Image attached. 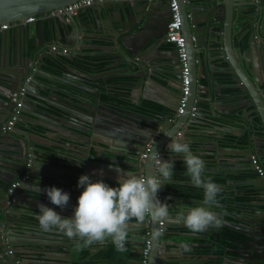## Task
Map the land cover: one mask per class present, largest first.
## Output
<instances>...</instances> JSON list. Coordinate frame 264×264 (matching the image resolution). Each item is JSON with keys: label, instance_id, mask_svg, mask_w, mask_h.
Returning <instances> with one entry per match:
<instances>
[{"label": "water", "instance_id": "1", "mask_svg": "<svg viewBox=\"0 0 264 264\" xmlns=\"http://www.w3.org/2000/svg\"><path fill=\"white\" fill-rule=\"evenodd\" d=\"M74 1L76 0H0V25H8L5 30H0V74L9 79L8 84L3 87L10 91L8 94H1L0 92L2 101L9 106L8 112L3 111L0 114V255H3V258H5L4 264H15L13 259L19 258L22 250L29 248H31V252H25L26 256L24 255V258L37 259L38 262L36 264H71L72 251H74L71 245L75 244L73 240L67 239L56 230L54 232L55 235L61 238H56V241L59 243L55 245L56 247L50 249L57 253L61 252L65 256L59 258L54 255L49 256L47 254L49 245L46 242L29 238L21 231L25 227L26 222L21 220L22 215L20 214L21 212H18L19 209L38 210L35 205L44 204L55 210L54 205L47 197H39L34 195V193H23L22 191L30 183L33 192L45 195V190L38 189L37 185H41L42 183L38 182V179H44L48 173L46 170L34 172V164L38 162L45 163L38 159L39 153L36 152L37 145L32 141L29 142L32 133L37 132L33 130L37 125V121L29 118L22 120L28 132L21 129L19 120H21V115H24V111H33L40 107L52 110L64 119V123H66L65 127L69 128L70 133L78 136V141L81 142L80 150L82 157L78 161L79 166L75 170H72L74 179L70 183H65L71 189L70 192L78 191V195L74 197L69 193L71 200H69L68 206L64 209L55 205V211L62 217H71L73 215V208L77 204V197L82 191V188L77 186L79 175H89L93 181L102 179L109 186L116 187L118 184L115 175H122L127 172L136 174L137 176L151 174L153 171V155L155 153L161 155L162 150L167 152L170 137L175 138L184 125L189 129V127L198 121L205 120L206 114L212 111L211 107H213L215 113L212 116L213 119L215 120L218 116L221 117L223 121L216 123L225 127V131L230 126H234L230 124L232 122L231 116L235 111L234 109L230 111L227 108L220 109L222 101L219 98L220 96L216 99L213 97L209 99L208 97L207 105L210 108L198 107L202 113L196 112L194 115L191 114V107L194 104L193 100L195 97L200 95L202 91L204 94L207 93L206 90L202 89V79L208 78L207 76H201L203 62L195 43L192 44L193 50L188 51L186 48L190 70V90L183 112L178 116H173L167 110L162 113L153 111L151 115L145 112L130 111V105L135 109L144 108L139 95H134L136 88L139 87L145 92L144 83L155 82L152 76L156 75L158 69L154 67V63L151 61L153 57L151 52L154 51L156 43L166 32L168 17L163 15V18L157 21L154 28L156 30V39H154L153 43H149L146 33H148L147 30L153 21V18L145 15V12L151 6L149 0L141 1L139 6L141 16L133 18V21L132 17L125 16L128 4L125 0H103L97 2L88 8L77 10L75 14L78 17L76 18L73 17L74 14L69 13L49 14L51 11L63 8ZM177 4L179 6L180 1L178 2L177 0ZM164 6L168 8V3H165ZM218 7H220V4L214 7L207 4L204 7L207 23H210L212 20L220 21V18L215 17ZM224 7L227 16L222 28L228 27L229 22L227 21V17L229 16V28L232 29V25H234V28L238 26L237 29L240 32L236 40L238 55L247 57L250 55L251 59L250 63L243 59L240 60L245 63L246 74L244 75L246 77L247 74L248 76L250 75L248 80L251 82L253 88L249 87L245 78L237 73L233 67L234 65L225 58L226 53L222 51L219 53V58L222 59L221 64L226 65L225 69L223 68L224 71L222 70L224 73L223 78L230 86L232 83H239V91L235 92H238V96L244 104L242 113H239L238 116L245 121V125L240 130L245 134L246 148L243 150L246 157L244 160L248 166L246 175L249 177L256 176L260 183L257 187L255 186V195H252L244 203L248 207L247 210L251 214L250 217L252 219L246 220L242 218L241 223L237 225L240 234L244 236L246 241H243L240 237L230 236L220 239L227 241V246L225 247L227 253L240 255L239 259L233 258L231 261H227V264H245L246 261L248 264L249 260L252 261L250 264H264V176L258 175V172L251 165L250 159L252 155L251 144L258 147L254 149L257 155L259 153L264 154V103H262L264 94L256 90V88L264 89V0H247V2L240 4L238 11L233 10L230 12V8L225 3ZM85 10H88L87 15L80 16ZM32 16L36 17L34 22L29 23L25 21V19ZM77 18L79 20L87 19L90 21V24L92 19L98 18L100 20L98 25L111 24L113 26L114 31L109 32L108 38L118 51L116 56L119 62L126 61L127 68L125 73H119L116 76H109L108 78L103 77L102 79L93 77L96 81L94 84H90L87 82L88 77L85 74H50L46 72L45 66L47 67V64L44 62L43 56L41 57L42 63L40 65H28L31 61V55L34 52L40 53L41 51L39 50L43 47L41 43L44 41V35L41 30L43 29L44 21L47 22L50 29L52 37L50 43L56 49L55 52L48 53L53 60L60 53L59 49H62L66 44L70 45L72 37L79 32L80 27L83 25L82 22L77 21ZM234 18L236 19V23L232 24ZM211 28L213 29V26ZM63 32L66 34V39L70 42L66 43L64 41ZM29 39L36 40L33 45L37 47L38 51H29ZM171 52L172 54H169L168 57V67L164 64L158 72L179 80L181 64L176 50L173 49ZM73 53L68 52L67 54L73 55ZM72 57L70 56L69 58ZM196 60L200 61L201 66L195 63ZM113 61L112 59V63ZM119 62H116V65ZM66 66L63 65L64 69L67 70ZM208 68L210 76L213 79L214 74L212 73V69L210 66ZM252 73L262 80L260 85H258L259 82L251 75ZM112 77L124 79L119 82L117 81L115 84L117 88H113L112 84L108 83ZM27 78L29 81L25 83ZM120 86H124L123 89H119ZM191 86L195 87V93L194 99L191 96L190 102ZM21 87H24L26 94L23 99V107L17 113L18 119L15 121L13 128L17 129L22 135L26 133L25 137L16 136L14 130L4 131L3 129L15 109V104L10 101V93ZM46 90L48 94H44ZM176 90L179 92L178 86ZM117 91L123 94L126 93L128 96L124 97L122 95L121 97L110 94V92ZM144 94L141 97L142 100L145 98ZM54 95L58 97V100L55 104H52ZM227 95L224 97L226 100L224 103L232 100V94ZM128 101H130V105ZM175 103L174 108L166 104L164 106L176 110L178 99ZM25 107L26 110H23ZM29 107L32 108L30 109ZM33 116L35 119L36 115ZM131 117L142 119L146 123L140 124ZM175 117L174 124L167 126L169 129L166 133L167 135L163 138L156 136L159 129L166 127V125L162 124L163 121L167 120L170 122ZM187 133L186 130L182 135L184 141L187 139ZM44 134H41V136ZM215 135L221 137L219 133ZM256 141H258V144ZM148 143L151 145L150 151L144 161H141L139 156ZM160 157L162 159V156ZM27 159H31L32 162L31 167L28 168L27 179L23 182L21 188H17L16 193H7L9 185L25 172ZM87 160L95 163L94 169L91 172ZM115 167L119 169H114ZM142 167L143 171L141 170ZM78 168H82V173H79ZM262 168L264 169V164ZM21 194H23L22 197L25 202L21 201ZM244 195L248 196L250 192L244 190L242 196ZM63 211H67V214H64ZM13 218H16L17 222L10 225V228L19 229L16 234L9 233L4 228V225L8 221L13 220ZM167 218H171V216L169 215ZM220 220L221 225L219 227H211L204 234H190L203 237H207L208 235L215 236V232L223 229L222 224L224 221H222V218ZM162 221V225L159 226V221L151 220V249L146 264H165L160 259L163 250L161 239L175 232L169 229L168 221ZM228 223L231 224L230 222ZM140 226L139 231H141V235L138 238V242H133L131 239L128 240L130 242V249L136 255L139 254V258L128 259V263L142 264L140 255L146 236L143 232L144 223L140 224ZM160 228L161 231H159ZM10 237L17 238L11 241ZM228 242L233 244V246H230ZM189 245L191 246V251L195 252L191 258H197V261H199L205 254L197 253L196 250L202 252V249L198 248L196 244L190 243ZM209 245L212 244L209 243ZM7 248L12 251L11 254L5 252ZM29 255L30 257H28ZM215 263L220 264V260L215 261ZM19 264L23 263L20 262ZM199 264L201 263L199 262Z\"/></svg>", "mask_w": 264, "mask_h": 264}, {"label": "crops", "instance_id": "2", "mask_svg": "<svg viewBox=\"0 0 264 264\" xmlns=\"http://www.w3.org/2000/svg\"><path fill=\"white\" fill-rule=\"evenodd\" d=\"M125 1L128 3L125 16L128 15L129 17H132V21L133 18H139L141 16V10L139 9V6L142 0ZM149 1L151 6L149 9H147L145 15L153 18V21L149 26L147 30L148 33H146V35H148L147 39L149 40V43H153L154 39H156V30L154 29L155 24L159 19L163 18V15L169 18V8L164 6L165 3H167L165 0ZM179 1L180 5L178 6V8L181 20V32L185 38L186 48L188 51L193 50L192 44L195 43V46L200 52V58L203 62V71L201 76L208 77L207 79H202V89L207 91L206 94H204V92L202 91L201 94L197 95L194 99L195 87L193 88V86H191L189 100L191 102V96L194 99V104L191 108H195L194 111L198 113L200 112L198 107L210 108L209 105H207L208 97L209 99L210 97L216 99L220 96L219 98L222 99V101L219 108H227L230 111L234 109L235 113L231 116L232 122L230 124L234 126H230L228 130L225 131V127L217 124L218 122L223 121L222 118L218 116L217 118H215V120L213 119L212 116L215 115V113L213 107H211L212 111L209 114H206L205 120L203 119L200 122L198 121L197 123L193 124V126L189 127V129H187V126L184 125L181 131L177 133L175 137L182 136L183 133L187 130V139H185V141H190V148L193 153L199 155L205 161L204 176L210 177L216 184L220 185L222 188L220 195L223 199L221 201H218L219 207H213L212 210L214 212H217L219 218H222V221H224L222 227L230 228L234 231L239 232L237 225L241 223L242 218L246 220H251L252 218L250 217L251 214L247 210L248 207L244 205L243 202L237 201L235 197L242 196V192L244 190L250 192V197L252 195H255V186L257 187L260 182L258 178H256V176L249 177L248 175H246V169L248 168V166L244 160L246 159V157L244 156L243 150L244 148H246V142L241 140L245 138V134L240 130V128L245 125V121L238 116L239 113H242L244 104L241 98L238 96V92H235L239 91V83H232V85L230 86L227 84L228 82L223 78V68L225 69L226 65L221 64L222 59L219 58V53L220 51L226 53L225 58L234 65L233 67L236 72L245 78L246 83L249 85V87L253 88L251 82L248 80L250 75L248 76L247 74V77L244 75L246 74L245 63L240 60L243 59L244 61H248V63H250V55H248V57L238 55L236 49V40L240 35V32L237 29L238 26L234 28V25H232V29H230V18L228 16V27L222 28L227 16L224 3L227 7L230 8L231 12L233 10L238 11L240 4L247 2V0H178V2ZM207 4H210L211 7L220 4V7H218L215 13V17L220 18V21L212 20L210 21V23L206 22V11L204 7ZM87 13L88 10H85L82 14H80V16H85L87 15ZM73 17L76 18L78 16L77 14H74ZM77 21L83 23V25L79 29V32L72 37L71 42L66 39V34H64L63 32V38L65 37L64 41L66 43L70 42V45L66 44L62 49H59L60 53H58L56 59L53 58V60L48 53L55 52L56 49L55 46L51 45L50 43L52 39L50 29L47 22L44 21L43 29L41 30L42 34L44 35V41L41 43L43 47L39 50L41 51L40 53L34 52L31 55V61L28 65H40L42 63L41 57L43 56V60L47 64V67L45 66L46 72L50 74H85L88 77L87 82H89L90 84H94V82L96 81L95 79H93V77L102 79L103 77L108 78L109 76H116L119 73H125L127 68L126 61L119 62L118 57L116 56L118 51L116 47L112 45V41L108 38L109 32L114 31L113 26L111 24L98 25L100 22L98 18L92 19L91 24L87 19L79 20V18H77ZM235 23L236 19L234 18V22L232 24ZM212 26L213 29L211 28ZM33 38H35V36H33ZM35 41V39H29V51L37 50V47L33 45ZM206 48L208 51L206 50ZM173 49H175L174 45L168 43L165 40L164 34V36L156 43V48L154 49V51L151 52L153 56L151 58V61L152 63H154V67H156L158 70H160L164 64L166 67H168V57L169 54H172L171 51ZM68 52L74 53L73 55H68ZM68 56L73 57L69 58ZM112 59L114 60L113 63ZM116 62H119L118 65H116ZM195 63L201 66V63L198 60H196ZM63 65H67V70L64 69ZM209 66L212 69V73L214 74L213 79L210 76V71L208 68ZM158 70L156 71V75L152 76V79L155 80V82H150L149 84L144 83V88H146L145 92L137 87L134 95H139L141 102L155 103L158 106L162 107V109L169 111L171 115L175 116V110L165 107L164 104L173 108L175 107V102H177L179 95V92L176 90L177 80L169 75L161 74V72H158ZM250 70L252 71V69ZM251 75H253L257 82H259L258 85L262 83V80L257 77L256 74L252 73ZM89 76H91L92 78ZM121 79L123 80L124 78ZM8 82L9 79L0 74V85H2L0 86L1 94H8L10 92L3 87L7 85ZM112 84L115 85L116 82ZM256 90H259L264 94V89L256 88ZM143 93H145L144 100L141 99ZM44 94H48V91H44ZM227 94H232V100L224 103L226 101L224 97L228 96ZM57 100L58 97L54 95L51 103L55 104ZM129 102L130 101H128V104L130 105ZM262 103H264L263 98ZM22 107L23 101L20 108ZM8 108L9 106H7L4 101H2V97L0 96V114L3 111L8 112ZM29 108L31 109L32 107ZM23 110H26V107L23 108ZM130 111L141 112L139 108L135 109L131 105ZM24 112V115H21V120H19L21 129L28 132L25 128V123H23L22 120H26L27 118H29L31 120L37 121V125L33 128V130H36L37 132L32 133L29 142L32 141L37 145L36 152L39 153L38 159L40 161L42 160L45 163L42 164L41 162H38L37 164H34V172H42L44 170L48 172L44 179H38V182L42 183L41 185H37V188L45 190V188L47 187L54 186L64 192H67L68 194L71 193V196L76 197L78 195V191L70 192L71 189H69V187L66 186L65 183H70V181L74 179L72 170H75L77 166H79L78 161L82 157V153L80 150L81 142L78 141V136L70 133L71 131H69V128L65 127L66 123H64V119L55 114L50 109L40 107L33 111ZM33 115H36L35 119ZM149 115H151V113ZM224 116L228 117L230 115ZM131 118L140 124L146 123L142 119L136 117ZM175 120L176 117L170 122L167 120L163 121L162 124L166 125V127L159 129V133L156 136H159L161 138L166 136L167 134L165 133L169 131L167 126H169L170 124H174ZM43 133H45L44 135L46 136H41V134ZM216 133L221 134V137L215 135ZM14 134L16 136H26V133L22 135L17 131V129H14ZM256 142L258 144V141ZM255 148L258 147H255V145L253 146V144H251L252 155L250 159L252 158V156H254L260 161L261 164H264V154L259 153L257 155L254 151ZM160 154V156H162V160L172 159L174 161L172 180L175 181L172 184H165L159 191L163 199L162 202H165L169 205V215L171 216V218L164 219V221H168L169 229L172 232H175L174 234L164 236L161 239L163 248L162 255L160 256L161 261L165 264H199V262L201 264H216L215 261L220 260V264H227V261H231V259L233 258L239 259V254L227 253L225 251L224 245L227 244L226 240L224 241L216 236L208 235L207 237H203L195 235L193 236L192 234H190L192 232L184 226L183 221L179 218L177 213L182 208L198 206L203 199V190L200 188L192 187L188 182V178L185 176L186 165L179 155L170 153L169 150H167V152L162 150ZM87 163L89 164L88 167L90 172L93 171L95 163L89 160H87ZM43 165L44 167H42ZM114 169L119 168L115 167ZM78 170L79 173H82V168H78ZM141 170H143V167L141 168ZM118 176L119 175H115L116 178ZM31 187L32 186L29 183L27 185V188L22 189L23 193H35L33 192V189ZM39 194L41 195V193ZM22 196L23 194L20 195L21 201L25 202ZM43 196L47 197L46 194ZM35 206L38 208V210H31L32 223L30 225L32 230L28 231L27 235L30 238H34V240L46 242L49 245L47 250V254L49 256L54 255L58 258L65 256L61 252L57 253L55 251H51L50 248L56 247L55 245L59 243L58 241H56V238L61 237L55 235L54 232L56 230L54 229L50 232H43L40 230L39 223L36 219V213H39V207L37 204ZM54 208L56 210L55 205ZM63 212L64 214H67V211ZM16 222V218L8 221L7 224L4 225L5 230L9 233H18L19 229L10 228V225L15 224ZM228 222H230L231 224H229ZM140 227V224H137L134 220L130 222L128 230V240L131 239V241L133 242H138V238L141 235V231H139ZM199 234H204V232ZM15 238L17 237H10V240L14 241L16 240ZM185 243L198 245V248L202 249V252L200 250H196V252L205 255H203L199 261H197V258H191L193 257V253L195 252L184 251L181 246ZM209 243L212 245H209ZM110 244L112 243L109 241L104 245L93 244L88 248H84L82 250L86 253V255L84 256H80L82 251H72L71 264H112L108 260L105 261L95 259V255L100 254V252L106 249V247ZM230 246H233V244H230ZM71 247L74 249L75 244L71 245ZM126 248L127 252L124 253L116 251L117 259L121 262V264H133L128 263L127 260L139 258V254L136 255L132 252V250L130 249L129 241L126 243ZM8 250L9 248L5 250L7 254ZM25 252H31V248L22 250L20 257L13 260L18 261L20 259L19 263L22 262L23 264H36V262H38L37 259L34 260V258L25 259ZM28 257H30V255ZM4 260L5 258H3V255H0V264H4Z\"/></svg>", "mask_w": 264, "mask_h": 264}, {"label": "clouds", "instance_id": "3", "mask_svg": "<svg viewBox=\"0 0 264 264\" xmlns=\"http://www.w3.org/2000/svg\"><path fill=\"white\" fill-rule=\"evenodd\" d=\"M19 110L20 108L14 109L12 113V115L16 114V120ZM5 127L4 131L14 130L13 126L11 130H5ZM190 143V141H184L182 136L170 137L167 148L170 153L177 154L183 159L186 165L185 176L191 186L203 190V199L198 206L182 208L177 215L192 233H203L211 227L221 225L218 214L212 209L219 207L217 198L222 188L210 177L204 176L205 161L193 153ZM31 164V159H27L25 172L9 185L7 193H16L17 188L22 186L28 177V168L31 167ZM260 165L262 166L263 163ZM173 171L174 161L172 159L162 160L159 153H155L151 174L137 176L127 172L117 177L118 186L116 187L109 186L102 179L93 181L89 175H80L77 186L82 188V191L77 197L73 215L62 217L52 208L40 204L38 205L39 213H36L40 230L43 232H50L53 229L59 231L67 239L75 241L74 251L76 252L93 244L104 245L109 241L114 245L116 251L127 252L126 243L129 237L130 222L134 220L137 224H142L146 220L162 221L169 216V205L160 201L157 194L165 184L175 182L172 180ZM16 183L18 185L14 186ZM45 192L52 204L61 209L68 206L70 196L67 192L54 186L45 188ZM34 195L43 196L38 192H35ZM159 231L161 230L159 229ZM181 247L186 252L191 251V246L187 243ZM9 251L11 250H8V253L11 254L12 251ZM19 261L13 260L15 264H19Z\"/></svg>", "mask_w": 264, "mask_h": 264}, {"label": "built area", "instance_id": "4", "mask_svg": "<svg viewBox=\"0 0 264 264\" xmlns=\"http://www.w3.org/2000/svg\"><path fill=\"white\" fill-rule=\"evenodd\" d=\"M103 0H76L70 4H67L63 8H57L53 11H51L50 15H58V14H75L77 10L83 9L86 7H90L96 2H101ZM168 3L169 8V20L167 22V29L165 34V40L168 43H171L174 45V48L177 52L181 69H180V79L177 80L176 86L179 87V95H178V107L175 110L174 114L175 116L180 115V113L183 112L186 104H187V98L190 90V70L188 65V57H187V51H186V44H185V38L181 32V26H180V15H179V8L177 4V0H165ZM36 20L35 16L28 17L25 19L26 22H34ZM7 27L6 24L1 25V29H5ZM29 79L27 78L25 80V83H27ZM26 90L24 87H21L20 89H17L16 91L12 92L10 94V101L15 104V109H19L22 106V101L25 97ZM195 108L192 109L191 114L194 115L196 112L194 111ZM16 120V114L14 113L10 120H8L7 125L5 127V130H11L12 126L14 124V121ZM159 133V130L157 131ZM151 145L148 143L144 149V151L140 155V160H144L148 152L150 151ZM160 156V155H159ZM161 158V157H160ZM251 164L254 166L255 171L258 172L259 175H264V169L259 163V160L252 156L251 158ZM143 175V174H141ZM18 185V183L14 184ZM11 190V189H10ZM158 199L161 201L162 196L161 193L157 194ZM150 223L151 220H146L144 222V235L146 236V239L142 246V252H141V261L142 264H146L148 255L150 253L151 249V230H150ZM160 224H162V221H160ZM161 230V229H160ZM11 252V251H9Z\"/></svg>", "mask_w": 264, "mask_h": 264}, {"label": "trees", "instance_id": "5", "mask_svg": "<svg viewBox=\"0 0 264 264\" xmlns=\"http://www.w3.org/2000/svg\"><path fill=\"white\" fill-rule=\"evenodd\" d=\"M121 80H122L121 78H112L111 80L108 81V83L112 84V83H115L117 81L119 82ZM111 86L113 88H117V86H115L113 84ZM123 87L124 86H120L119 89H123ZM110 94L115 95V96H122L123 93H120L119 91H117V92H110ZM142 104L144 105V108L140 109L141 112H146V113L150 114L153 111H158L160 113L165 111V109H162V107H160L157 104L152 103V102H143ZM241 140L245 141V138H243ZM248 198L250 199L249 195H248V197H246V195H244V196H236L235 197V199L237 201H240V202H243V203H245L247 200H249ZM217 199H218V201H221L223 198L219 194ZM214 234H215L216 237H219V238H224V237H227V236L240 237V235H241L240 232L234 231V230H232L230 228H223L222 230H220L219 232H215ZM224 247H226V245H224ZM84 255H86V253L84 251H82L80 256H84ZM95 259H97V260H105V261L108 260L112 264H121V262L117 259V252H116V249H115L113 244H110L109 246H107L106 249H104V250H102L100 252V254L95 255Z\"/></svg>", "mask_w": 264, "mask_h": 264}, {"label": "flooded vegetation", "instance_id": "6", "mask_svg": "<svg viewBox=\"0 0 264 264\" xmlns=\"http://www.w3.org/2000/svg\"><path fill=\"white\" fill-rule=\"evenodd\" d=\"M124 97H127L128 96V94H126V93H124V94H122ZM122 97V96H121ZM246 197H248V196H246ZM249 197H250V195H249ZM251 198V197H250ZM18 212H21L20 214L22 215V218H21V220L22 221H25L26 223H25V227H23L22 228V232L27 236V237H29L28 235H27V232L28 231H31L32 230V228H31V223H32V213H31V210L30 209H19L18 210ZM27 225H29V226H27ZM30 238V237H29ZM240 238L243 240V241H246V239L244 238V236L243 235H240ZM250 262H252V261H250L249 260V262H248V264H250ZM245 264H247V261H246V263Z\"/></svg>", "mask_w": 264, "mask_h": 264}, {"label": "bare ground", "instance_id": "7", "mask_svg": "<svg viewBox=\"0 0 264 264\" xmlns=\"http://www.w3.org/2000/svg\"><path fill=\"white\" fill-rule=\"evenodd\" d=\"M162 224H160V221H159V226H161Z\"/></svg>", "mask_w": 264, "mask_h": 264}, {"label": "rangeland", "instance_id": "8", "mask_svg": "<svg viewBox=\"0 0 264 264\" xmlns=\"http://www.w3.org/2000/svg\"><path fill=\"white\" fill-rule=\"evenodd\" d=\"M161 229V228H160Z\"/></svg>", "mask_w": 264, "mask_h": 264}]
</instances>
